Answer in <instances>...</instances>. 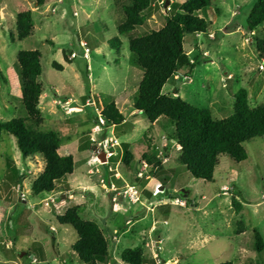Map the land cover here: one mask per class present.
I'll list each match as a JSON object with an SVG mask.
<instances>
[{"label":"rangeland","instance_id":"rangeland-1","mask_svg":"<svg viewBox=\"0 0 264 264\" xmlns=\"http://www.w3.org/2000/svg\"><path fill=\"white\" fill-rule=\"evenodd\" d=\"M113 1L0 0V120L25 116L17 54L38 51L39 129L56 132L58 154L74 161L73 173L51 193L33 196L31 184L43 160H23L15 139L2 135L0 264H79L71 250L76 233L56 221L72 206L100 227L114 264H123L120 255L127 248L139 249L152 264H264V249L260 254L253 249L254 230L264 242V136L243 144L247 158L240 163L220 157L211 182L190 177L170 139L172 125L163 118L151 124L133 110L142 71L126 36L117 33L121 11ZM255 1L211 0L197 12L209 21L207 34L186 35L182 49L197 57L198 65L189 76L168 80L162 93L208 109L215 119L231 115L232 95L240 89L251 107L264 104V23L250 34L246 28ZM170 2L150 0L143 25L128 35L159 30ZM26 11L32 13L31 34L19 41L16 16ZM115 39L120 45L111 42ZM109 102L124 123L117 133L112 124L93 133ZM102 140L108 141L105 149L97 145ZM104 151L111 153L105 164ZM126 151L132 155L128 164ZM146 153L162 158L159 167H143ZM7 160L14 169L7 168Z\"/></svg>","mask_w":264,"mask_h":264},{"label":"trees","instance_id":"trees-1","mask_svg":"<svg viewBox=\"0 0 264 264\" xmlns=\"http://www.w3.org/2000/svg\"><path fill=\"white\" fill-rule=\"evenodd\" d=\"M42 1L38 0L39 3ZM210 1L185 0L179 4L176 0H171L170 13L164 17V25L157 31L135 36L128 33L135 27L143 25L144 13L150 7V0L113 1L115 9L121 11L117 33L126 36L129 52L142 71L133 110L151 124L163 118L172 125L170 139L179 146L180 164L190 177L204 182L212 181L220 157L226 156L240 163L247 158L243 144L264 136V104L251 107L244 89L232 95V113L223 119L213 118L208 109L191 105L178 96L171 97L162 93V88L168 80L176 75L179 77L177 81L187 77L198 65V58L192 59L183 51L182 44L186 35L207 34L209 21L197 16L196 13L207 8ZM31 20L32 13L29 11L16 16L15 27L19 41L31 34ZM263 23L264 0H256L246 21L248 33H252ZM111 42L118 43V40ZM40 60L41 54L38 51H20L17 54L19 75L23 80L20 99L25 116L7 122L0 120V142L3 134L11 135L23 160L36 156L43 160V170L31 184L33 196L51 193L55 183L71 175L74 169L72 156L58 154L61 143L59 135L56 132H43L39 129L41 117L38 102L42 87L36 79L41 74ZM63 60L66 64H71V60L64 52ZM52 66L61 71V67L56 63ZM101 116L106 124L114 126L116 133L119 132L124 117L114 102L103 106ZM131 160L132 155L126 151L125 164ZM142 160L148 166L156 168L159 167L162 158H155L152 154L146 153L142 155ZM6 166L14 169L8 160ZM12 177L8 176V179ZM21 178L19 176L16 179L18 184ZM232 204L237 211L240 210V204L234 198ZM80 214L81 207L72 206L56 218L58 225L69 226L77 235L71 250L78 263L114 264L111 247L100 227L93 221L83 219ZM253 237V249L260 254L264 249V242L256 230L253 231ZM28 255L30 253L25 257ZM120 259L123 264L153 263L142 256L141 251L136 248L125 249Z\"/></svg>","mask_w":264,"mask_h":264},{"label":"built area","instance_id":"built-area-1","mask_svg":"<svg viewBox=\"0 0 264 264\" xmlns=\"http://www.w3.org/2000/svg\"><path fill=\"white\" fill-rule=\"evenodd\" d=\"M209 37H210V35H208ZM81 48L83 49V53H85V55H86V53L89 51L86 47H85V44H82V46H81ZM179 77L176 75V76H174V79H178ZM185 78V77H184ZM112 125L111 124H106V122H105V119H101V118H98V120L93 124V127H92V131H93V133H97V132H100L101 131V128L103 127V128H105V129H109L110 127H111ZM109 142H110V140H109ZM99 147H102V148H106L107 146H108V141H104V140H102L101 142H99L98 144H97ZM110 145H112V144H110ZM103 154H104V158H105V161L107 160V158H109V157H111V153H108V152H103ZM106 163V162H105ZM104 163V164H105ZM142 165H143V167H147V164L144 162V163H142ZM142 173L143 172H141V173H139L138 174V177L139 178H141V176H142ZM19 189V185H18V187H17V190ZM131 189H133V187H131V188H129V190H131ZM136 192H134V190H133V195H135L134 196V198H133V200H132V202H137L138 201V198H137V195L135 194ZM131 198V197H130Z\"/></svg>","mask_w":264,"mask_h":264},{"label":"water","instance_id":"water-1","mask_svg":"<svg viewBox=\"0 0 264 264\" xmlns=\"http://www.w3.org/2000/svg\"><path fill=\"white\" fill-rule=\"evenodd\" d=\"M101 155V160H102V162H103V164L105 163V158H104V154H100ZM159 189L161 190L162 189V187H159Z\"/></svg>","mask_w":264,"mask_h":264},{"label":"crops","instance_id":"crops-1","mask_svg":"<svg viewBox=\"0 0 264 264\" xmlns=\"http://www.w3.org/2000/svg\"><path fill=\"white\" fill-rule=\"evenodd\" d=\"M154 185H156L155 183H154ZM150 186H148V188H149ZM154 187V186H153ZM156 187H158V185L156 186ZM158 189H159V187H158ZM118 200L120 201V198H118ZM115 212V211H114Z\"/></svg>","mask_w":264,"mask_h":264}]
</instances>
